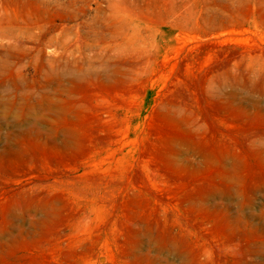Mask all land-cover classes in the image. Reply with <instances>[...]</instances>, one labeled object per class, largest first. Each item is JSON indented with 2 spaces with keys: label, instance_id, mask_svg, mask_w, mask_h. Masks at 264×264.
I'll list each match as a JSON object with an SVG mask.
<instances>
[{
  "label": "rangeland",
  "instance_id": "obj_1",
  "mask_svg": "<svg viewBox=\"0 0 264 264\" xmlns=\"http://www.w3.org/2000/svg\"><path fill=\"white\" fill-rule=\"evenodd\" d=\"M0 264H264V0H0Z\"/></svg>",
  "mask_w": 264,
  "mask_h": 264
}]
</instances>
